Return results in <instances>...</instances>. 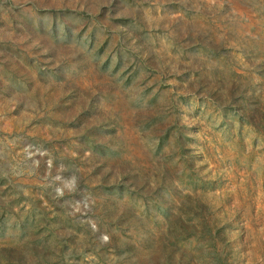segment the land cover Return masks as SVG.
<instances>
[{
  "label": "rangeland",
  "instance_id": "374dc122",
  "mask_svg": "<svg viewBox=\"0 0 264 264\" xmlns=\"http://www.w3.org/2000/svg\"><path fill=\"white\" fill-rule=\"evenodd\" d=\"M0 264H264V0H0Z\"/></svg>",
  "mask_w": 264,
  "mask_h": 264
}]
</instances>
